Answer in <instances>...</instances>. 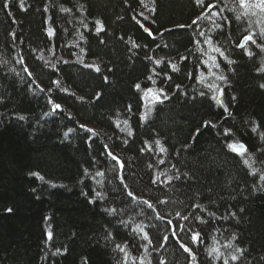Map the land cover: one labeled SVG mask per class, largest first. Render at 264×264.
Returning a JSON list of instances; mask_svg holds the SVG:
<instances>
[{
  "label": "trees",
  "instance_id": "trees-1",
  "mask_svg": "<svg viewBox=\"0 0 264 264\" xmlns=\"http://www.w3.org/2000/svg\"><path fill=\"white\" fill-rule=\"evenodd\" d=\"M4 2L0 264H264V56L250 42L251 58L236 47L250 33L264 43V15L250 18L240 0H205L217 5L208 11L195 0H8L7 9ZM210 85L224 88L228 112L211 100ZM150 88L169 99L141 123V93ZM53 104L62 110L53 113ZM239 142L248 148L243 156L226 146ZM124 185L155 212L121 195ZM174 228L179 243L165 242Z\"/></svg>",
  "mask_w": 264,
  "mask_h": 264
},
{
  "label": "snow or ice",
  "instance_id": "snow-or-ice-1",
  "mask_svg": "<svg viewBox=\"0 0 264 264\" xmlns=\"http://www.w3.org/2000/svg\"><path fill=\"white\" fill-rule=\"evenodd\" d=\"M195 2H196V4L201 5L202 7H205V11H208V10H210V9H213V8L217 7V5L214 4V3H207L206 6H205V0H195ZM141 3H143V0H141ZM246 4H247V0H240V7L244 8V7H246ZM3 7H4L5 9L9 8L8 0H5V2H4V4H3ZM254 7H257V8H259L262 12H264V0H258V2L254 5ZM22 10H23V9H22ZM61 10H62L63 12H69V11H71V10L68 9V8H62ZM220 11L223 12L224 9H220ZM9 14H10V13H9ZM212 15H213V16H217L218 13H216V12H212ZM202 18H203V13H202L201 16H198L196 19H194V20L192 21V25H197V24H198V21H199L200 19H202ZM236 18H237V20L240 19L239 16H237ZM133 19H135V17H133ZM145 19H147V18H145ZM223 19L227 20V18H223ZM137 22L139 23V21H137ZM46 23H47V22H46ZM95 24H96V28H95V32H96V34H99L100 32H102V31L104 30L103 25H102V23H101L100 21H96ZM84 27L87 28L88 26H87V25H84ZM141 27H143L142 24H141ZM182 27H183V26H182ZM189 27H191V26H189ZM221 27H222V26H221L220 24H216V25H215V29H213V31H215L216 29H221ZM46 35L49 37V39H51L53 36L56 35V32H55V30H54L53 28L49 27V28L46 30ZM148 35H149V36H153V33L149 30V31H148ZM199 35H200V36H205V33L201 31V32L199 33ZM261 40H264V34L261 35ZM102 42H103V41H102ZM194 42H197V43H198V41H194ZM249 42H250L251 45H255L256 48H259L261 52H264V43H260V42H258L257 39H255L254 36H253V34H251V33L248 34V35H244L243 38L239 41V43L236 45V47L242 49V50H243V53H244L245 55L249 56V58H251V57L253 56V52L249 50V47H248V46H249ZM205 43H207V44H212V37H211V36H207L206 39H205ZM214 50L220 54V57H221V58H223V59H227V57H225L224 53L220 50L219 47H214ZM149 59H151V58H149ZM180 59H181V60H186L187 57H181ZM212 60H213V64H214V66H215L216 68H219V64L216 63V58L213 57ZM20 62L23 63V58H21ZM227 62H228L229 64H233V63H235V61H231V60H228ZM65 63H67V61H65ZM156 63L159 64L160 61H156ZM201 63H203V62H201ZM84 66L87 67V68H91V67H93V65H87V64L84 65ZM171 68H172L173 71L177 70L175 65H172ZM95 70H96L97 72L100 71L99 67H95ZM25 71H27V69H25ZM260 71H264V70H260ZM29 75H31V74L29 73ZM167 78H168V79H171V77H167ZM216 78H217V80L222 81V82L224 83V85H227V84H228V80H227V78H226L224 75H219V76H217ZM149 79H151V77H149ZM105 80H107V77H105ZM153 82H154V81H153ZM53 84H58V81H53ZM135 87H136L137 90L140 89V85H139V84H137ZM176 87H177V89H179L180 86L177 85ZM209 87H210V89H211V91H212V95H211V97H210L211 100L214 101V103H215L217 106L223 108L224 112H228V107H227V105H225V103H224V101H223L224 88H223V87H220L219 85H215V86H211V85H210ZM259 87H260L261 89H264V83H261V84L259 85ZM41 91H43V89H41ZM49 91H52V90L49 89ZM146 91H151V90H150V89H147ZM200 95H201V96H204L205 93H204V92H201ZM99 96H100V94H97V99H99ZM143 99H144V97H141V101H143ZM168 99H169V96H168L167 94L164 93V90H163V89H161V90H160V94H159V95H156V96L154 97V100H153L152 103H153V105H154V104H157V103H163L164 101H166V100H168ZM232 99L235 100L236 98L233 97ZM48 103H49V104H52V100L49 99V100H48ZM58 110H62V109H61V106H60L59 104H53V106H52V111H53V113L56 112V111H58ZM129 111H131V105L129 106ZM151 111H152V108L150 107L149 110H148V113H145L144 115H142V116L140 117L141 123H144V122L148 119V115L151 113ZM19 119L23 120L24 117L21 116V117H19ZM208 125H209V122H205V125H204V126H205V127H208ZM81 127H83V126H81ZM212 127H216V125H212ZM69 131H72V129H69ZM85 131H87V132H91L92 130H91V129H85ZM252 131H253V132H256V131H257V128L254 127V128L252 129ZM64 135L67 136V133H64ZM129 135H132V133L130 132ZM231 135H232V132H231L230 129H225V131L223 132V136H224V137H229V136H231ZM261 139H264V134H262ZM155 143H156V145H157V147L159 148V151H160L161 153H164V152L167 151V149H166L165 147L162 146L160 140H156ZM226 146H227V148H228L232 153H235V154L238 155V156H243V155H245V154L248 152V148H247V146H246L243 142H239V143H228ZM105 151H107V146H105ZM141 151L143 152V149H141ZM149 151H151L150 148H149ZM107 156L110 157L112 161H116L117 163H120V162L118 161L117 157L114 156L110 151H107ZM159 163H160V164H164L165 161H164V160H160ZM245 163L247 164V161H245ZM148 167L151 168L152 165L149 164ZM121 168H122V174H121V177H120V182H121V184H123V182H124V180H125L126 177L123 175V171H124V169H123V165H121ZM97 174L99 175L100 173H97ZM33 175H35V173H34ZM184 175L187 176L188 174L185 173ZM41 179H42V178H41ZM172 179H173V177L169 176V177L167 178L166 183H170V182L172 181ZM175 179H176L177 181H179V180L181 179V176H180V175H177V176L175 177ZM261 179H264V177H261ZM158 181H159V177H155V178H152V181H151V182H152V184L155 185V184H157ZM126 188H127V185H124V187L121 189V195H125V194H126L127 197H128L130 200H133V201H136L137 203H140V204L146 205L149 209H151L153 212H155V210H156V205H153V204L149 203L148 201H139L138 198L135 197L131 191H125ZM97 196H99V193H97ZM90 202H91V201H90ZM160 203L163 204V203H166V201H160ZM192 207H193V208H200L201 211H204V209H203V208L201 207V205H199V204H194V205H192ZM8 211H11V209H8ZM240 211L242 212L243 209H241ZM209 215H210V216H215V213H209ZM232 215L235 216V213H233ZM177 217H181V213L178 212V213H177ZM155 218L158 219V220H161V221L163 220V217H161L158 213H157V215H156ZM181 218H182L183 220H188V217H187V216H183V217H181ZM217 218H218V217H217ZM224 218L227 219V217H224ZM196 219H197L198 221H200L201 223L204 222V221L201 220V218H200L199 216H197ZM171 224H172V221H171V220H168V221L166 222V225H171ZM185 227H186V225L181 224V225L179 226L180 231H184ZM141 230H142V229H141ZM189 230H190V229H189ZM49 235H50V234H49ZM176 236H177V232H176V230H175V228H174V229L172 230V232H171V235H170V236H165L163 239H164L165 242H167L169 239L176 240ZM143 239L148 240L149 244L152 243V240L149 238L148 233H145V234H144ZM199 239H200V233H199L198 231H193L192 234H191V242H192L193 244H195V243H197V242L199 241ZM176 242L179 243L178 240H176ZM159 246H160V247H164L165 245H164V244H161V245H159ZM179 246H180V248L183 249L184 252H186V253L188 254V256H190V257L192 258V261H193V262L196 260V254L192 251V249H190L189 247L185 246V245L182 244V243H181ZM120 250L123 251V249H120ZM58 251H59V250H58ZM243 251H244V250H242V249H240V248H237V252H241V253H243ZM54 255H55V254H54ZM209 255H211V254L209 253ZM232 259H233V261H236V260L239 259V257H237V256H233ZM159 264H164L163 260H161V261L159 262ZM225 264H227L226 261H225Z\"/></svg>",
  "mask_w": 264,
  "mask_h": 264
},
{
  "label": "rangeland",
  "instance_id": "rangeland-1",
  "mask_svg": "<svg viewBox=\"0 0 264 264\" xmlns=\"http://www.w3.org/2000/svg\"><path fill=\"white\" fill-rule=\"evenodd\" d=\"M258 2V0H247V4L246 7L243 8V10L249 15V17L251 18H259L262 15H264V12H262L259 8L254 7V5ZM263 56H264V52H263ZM262 68L264 70V61L262 64ZM211 86H215V85H211ZM147 90V89H146ZM143 90L141 95L142 97H144L143 101H142V114L144 115L145 113L148 112L149 108L153 105V100L154 97L156 95H159V93L157 91H155L154 89H151V91H146Z\"/></svg>",
  "mask_w": 264,
  "mask_h": 264
}]
</instances>
